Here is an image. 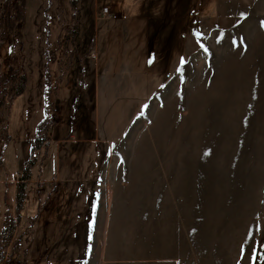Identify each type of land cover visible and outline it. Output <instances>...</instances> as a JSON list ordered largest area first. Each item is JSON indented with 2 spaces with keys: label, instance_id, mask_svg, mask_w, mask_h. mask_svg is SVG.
Wrapping results in <instances>:
<instances>
[{
  "label": "rangeland",
  "instance_id": "obj_1",
  "mask_svg": "<svg viewBox=\"0 0 264 264\" xmlns=\"http://www.w3.org/2000/svg\"><path fill=\"white\" fill-rule=\"evenodd\" d=\"M133 1L0 11L10 262L264 264V0Z\"/></svg>",
  "mask_w": 264,
  "mask_h": 264
},
{
  "label": "trees",
  "instance_id": "obj_2",
  "mask_svg": "<svg viewBox=\"0 0 264 264\" xmlns=\"http://www.w3.org/2000/svg\"><path fill=\"white\" fill-rule=\"evenodd\" d=\"M69 2L73 7V5L76 3V0H69ZM23 3H24V0H21V5ZM20 9L16 7L15 17L13 18V20L9 21L11 22L9 28H11L12 24H15V25H12L14 26L12 27L13 31L17 29V22L22 19L21 18L22 11ZM0 11L2 12L1 9ZM23 16H24V13H23ZM1 19L2 18L0 16V20ZM3 32L4 30L1 29L0 38H3V35H2ZM14 33L15 32H13V34ZM25 84H26V76L23 72H20L17 68H9L6 74L0 72V106H2L4 101H6L9 97L11 98V97L19 96L23 92L25 88ZM1 152H2V149H1ZM18 188L21 191L24 190V184H19ZM19 198L21 201L23 200V197L20 196ZM13 227H14V223L3 214V221H2V225L0 229V253L3 250V248H5V246L8 245L9 240L12 236Z\"/></svg>",
  "mask_w": 264,
  "mask_h": 264
},
{
  "label": "built area",
  "instance_id": "obj_3",
  "mask_svg": "<svg viewBox=\"0 0 264 264\" xmlns=\"http://www.w3.org/2000/svg\"><path fill=\"white\" fill-rule=\"evenodd\" d=\"M0 6L2 7V11H3V17L5 18L6 16L9 15V18H14L15 17V13H14V9L16 7H20L21 6V0H0ZM112 11L109 8V6L105 5L101 8L100 11V17L102 18H106L109 19L112 16ZM37 157V152L32 151L30 154V158L34 159ZM25 171H16L15 172V178L19 179L21 178V176L24 175ZM27 172V170H26ZM4 174L0 173V192L3 190L2 187L4 186L5 182L7 181L6 176H3ZM12 255V252L10 251L9 247H5L3 248V250L0 253V264H12L10 262V260H12V258L10 259Z\"/></svg>",
  "mask_w": 264,
  "mask_h": 264
},
{
  "label": "crops",
  "instance_id": "obj_4",
  "mask_svg": "<svg viewBox=\"0 0 264 264\" xmlns=\"http://www.w3.org/2000/svg\"><path fill=\"white\" fill-rule=\"evenodd\" d=\"M199 1L201 3L202 0H199ZM126 3L129 4L127 7H126ZM78 5H79V0H76V3L73 5V8L78 7ZM94 5H95V8H96V16L98 18H100L99 17L100 15H98V14H100L101 8L103 6H105V5L109 6V8L111 9V11L113 13L112 16H111V18L114 17V15L119 16V17H122L123 16V13L122 12L125 10V7L126 8H129V6H131L134 9L136 8V5L134 4V1L133 0H103L101 2V5H99V3L97 2V0H94ZM200 6H202V4H200ZM219 7L220 6H219V3H218L215 6V9L214 10L217 12ZM171 10H172V7H171ZM111 18H109L108 20H110ZM102 19H106V18H102ZM146 25L149 26L150 23L148 22ZM59 62H60V60H59Z\"/></svg>",
  "mask_w": 264,
  "mask_h": 264
},
{
  "label": "bare ground",
  "instance_id": "obj_5",
  "mask_svg": "<svg viewBox=\"0 0 264 264\" xmlns=\"http://www.w3.org/2000/svg\"><path fill=\"white\" fill-rule=\"evenodd\" d=\"M31 152V151H30ZM5 195V194H4Z\"/></svg>",
  "mask_w": 264,
  "mask_h": 264
},
{
  "label": "snow or ice",
  "instance_id": "obj_6",
  "mask_svg": "<svg viewBox=\"0 0 264 264\" xmlns=\"http://www.w3.org/2000/svg\"><path fill=\"white\" fill-rule=\"evenodd\" d=\"M151 62V61H150Z\"/></svg>",
  "mask_w": 264,
  "mask_h": 264
}]
</instances>
